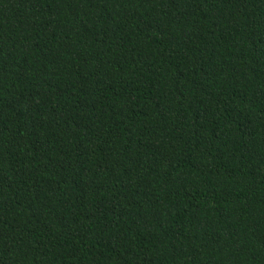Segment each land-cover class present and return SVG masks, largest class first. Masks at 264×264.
Instances as JSON below:
<instances>
[{"label": "trees", "instance_id": "1", "mask_svg": "<svg viewBox=\"0 0 264 264\" xmlns=\"http://www.w3.org/2000/svg\"><path fill=\"white\" fill-rule=\"evenodd\" d=\"M0 264H264V0H0Z\"/></svg>", "mask_w": 264, "mask_h": 264}]
</instances>
